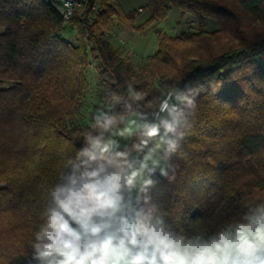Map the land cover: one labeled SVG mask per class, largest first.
<instances>
[{
	"label": "trees",
	"instance_id": "16d2710c",
	"mask_svg": "<svg viewBox=\"0 0 264 264\" xmlns=\"http://www.w3.org/2000/svg\"><path fill=\"white\" fill-rule=\"evenodd\" d=\"M88 1L64 20L42 0H0V264H38L32 243L46 210L57 208V187L79 192L115 174L119 209L97 218L111 231L116 221L146 220L192 246L223 240L264 206V176L241 161L264 150V0H143L148 16L138 25L116 0ZM171 8L199 28L156 29L157 48L141 63L111 41L118 24L144 32ZM207 21L216 28L202 27ZM66 27L74 29L70 38ZM92 65L114 107L81 125L75 114L88 97ZM167 93V108L155 117ZM178 96L192 98L195 110ZM130 115L144 124L121 147L92 148L91 140H104ZM170 123L175 132L166 131ZM150 125L160 126V136L145 135ZM158 141L164 170L146 172L128 210L122 175ZM85 148L97 158L82 155ZM259 165L264 170L262 158Z\"/></svg>",
	"mask_w": 264,
	"mask_h": 264
},
{
	"label": "clouds",
	"instance_id": "9594fccd",
	"mask_svg": "<svg viewBox=\"0 0 264 264\" xmlns=\"http://www.w3.org/2000/svg\"><path fill=\"white\" fill-rule=\"evenodd\" d=\"M177 99L195 110L192 98ZM110 124L111 120L106 119L103 126L107 128ZM165 128L167 132H175L174 124H166ZM145 135L160 136V126H148ZM91 144L101 147L99 139L91 140ZM176 147L175 142H169V151ZM107 149L108 145L101 147L102 152ZM81 154L89 160L97 158L87 148ZM149 158L145 156V161ZM86 175L95 177L97 173ZM136 175L133 172L128 176L125 184L131 187ZM120 181L121 176L115 174L104 182L85 184L79 192L62 187L51 192L57 208L48 209L43 215V223L35 232L30 260L38 264H264V206L258 208L262 219L255 225H240L231 239L194 252L180 250L168 235L146 220H121L115 231L110 230V224L98 222V217L118 211L122 199L118 194ZM151 183L145 181L147 185Z\"/></svg>",
	"mask_w": 264,
	"mask_h": 264
},
{
	"label": "rangeland",
	"instance_id": "374dc122",
	"mask_svg": "<svg viewBox=\"0 0 264 264\" xmlns=\"http://www.w3.org/2000/svg\"><path fill=\"white\" fill-rule=\"evenodd\" d=\"M116 1L120 4L125 13H134V19L137 25L143 23L147 18L148 13L144 9L143 0ZM88 2L79 7L76 11L85 9ZM93 5L94 4L91 5L90 10ZM95 5L98 7L97 4ZM139 8H141V10H138ZM202 27L207 30H212L216 28V25L211 21H207L202 25ZM198 28L199 25L193 22L191 17H181V12L178 9L171 8L164 20H160L152 26L145 28L144 32L131 31L127 27L118 24L115 30V38L112 37L111 41L123 52L124 55L128 56L137 63H141L146 56L154 53L157 48L156 29H159L161 32L168 35H176L183 30H196ZM65 31H67L68 38H70L74 29L70 27L68 30L66 27ZM87 79L90 83L88 97L81 106L77 107L75 114L81 125L97 121V119L102 115H112L111 112L114 107L113 101L105 98L107 96V92L99 84V78L97 77V73L93 65L87 73ZM143 124L144 120L142 118L136 115H130L124 121L123 126L119 128L112 126L106 138L100 141L101 147L108 145L107 151L104 152H110L121 147L126 140L131 138L133 133ZM101 147L92 146V148L96 151H101ZM162 147V141L155 143L145 155L150 158L145 161L144 156L143 160L132 169L131 174L135 172L137 175L133 185L129 189L130 203L128 205V210L133 209L134 201L140 192L146 172L148 170L156 172H162L164 170L165 162L161 155ZM260 158L264 160V150L250 156H245L241 159V161L244 165L251 166L256 175L264 176V170L261 165H259ZM145 164L146 167L142 166Z\"/></svg>",
	"mask_w": 264,
	"mask_h": 264
},
{
	"label": "built area",
	"instance_id": "2783aa9c",
	"mask_svg": "<svg viewBox=\"0 0 264 264\" xmlns=\"http://www.w3.org/2000/svg\"><path fill=\"white\" fill-rule=\"evenodd\" d=\"M45 4L50 5L55 11H57L64 20H67L74 11H76L79 7H81L82 5H84L85 3L88 2V0H42ZM91 11L93 12H98L99 11V7H97L95 4L92 6ZM70 27H68L67 29L69 30ZM120 40L122 41V39L120 38ZM170 97V93H167L166 96L164 97V100L160 103V105L158 106L157 112L155 117H157L159 114H162L165 112V104H167L168 100ZM130 173H123L122 175V181L124 186H127L125 184V179L130 176ZM261 213H256L254 215V218L252 220L253 225L257 224L260 220H261ZM124 220V219H123ZM120 222L121 221H116L113 226H112V231H115L119 226H120ZM177 246L178 249L180 250H194L197 251L200 248L203 247H211L212 245H209L205 242H198L195 245L192 246H188V245H183L180 242H174Z\"/></svg>",
	"mask_w": 264,
	"mask_h": 264
},
{
	"label": "crops",
	"instance_id": "0c3cea01",
	"mask_svg": "<svg viewBox=\"0 0 264 264\" xmlns=\"http://www.w3.org/2000/svg\"><path fill=\"white\" fill-rule=\"evenodd\" d=\"M138 10H141V8H139ZM252 225H253V224H252ZM236 229H237V228H231V229L228 231V233H227V235H226V237H225L224 239H231L232 236H233V234L235 233ZM199 242H205V243H207V244H209V245H213L214 242H220V241H217V240H215V239L212 238V239H208V240H206V239H201ZM192 251L194 252L193 249H192Z\"/></svg>",
	"mask_w": 264,
	"mask_h": 264
}]
</instances>
